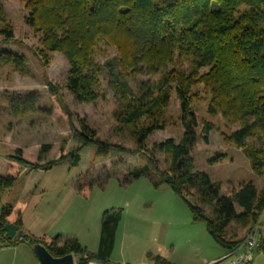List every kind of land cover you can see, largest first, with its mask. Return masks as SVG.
<instances>
[{"label":"trees","instance_id":"obj_1","mask_svg":"<svg viewBox=\"0 0 264 264\" xmlns=\"http://www.w3.org/2000/svg\"><path fill=\"white\" fill-rule=\"evenodd\" d=\"M26 9L30 15L25 24L42 36L36 56L48 67L51 55H64L70 67L67 90L77 102L94 104L99 98L100 77L108 73L120 103L116 119L132 128L138 152H147L149 137L165 129V111L176 94L185 132L179 143L168 139L156 147L169 155L166 170H159L149 159L159 174V179L153 181L154 187L167 185L185 203L193 222L203 223L210 238L227 256L241 247L246 237L256 232L264 214V189L259 192L248 182L223 196L219 184L194 170L190 155L197 141L198 123L189 94L194 86L204 87L210 96L209 113L222 114L229 125L238 126L230 136H224L225 142L241 149L253 171L264 175V146L254 147L247 141L259 132L264 136V0H29ZM1 23L4 25L0 35L5 42L13 41V29L5 24L0 11ZM101 45L117 52L114 59L103 65L95 61ZM6 57L18 67L22 64L20 59ZM184 63L190 65L189 73L178 70L177 66ZM138 74L159 75L160 80L153 87H146L140 96L129 83V78ZM50 90L57 93L51 85ZM27 108V102L18 101L13 111L24 113ZM65 110L71 120L68 108ZM83 128L84 131L76 130L83 147L75 153L40 165L26 161L18 150L10 160L33 171L50 170L69 157L73 167L79 166L84 147L96 146L99 153L111 149L105 143L93 141V134L88 136L87 127ZM203 130L207 134L211 126L206 125ZM204 139L208 140L206 136ZM49 150L50 146L43 147V152ZM223 157L218 155L215 160ZM150 170V166L134 170L129 181L149 176ZM16 180L12 175H0V203ZM13 209L7 205L0 210L1 241L10 245L17 242L16 238L9 240L5 230L7 224H13L19 228V242H26L30 248L40 244L56 258L73 255L75 264H110L123 218L121 209L103 214L96 253L76 239L62 240L59 236L46 241L24 235L22 219L10 221ZM233 225L245 235L231 231ZM257 240V251L264 254V240L261 236ZM157 263L167 264L159 259Z\"/></svg>","mask_w":264,"mask_h":264},{"label":"rangeland","instance_id":"obj_2","mask_svg":"<svg viewBox=\"0 0 264 264\" xmlns=\"http://www.w3.org/2000/svg\"><path fill=\"white\" fill-rule=\"evenodd\" d=\"M28 1L0 0L5 24L14 33V40L9 43L0 35V175L17 177L13 188L3 194L0 210L11 205L21 213L26 221L25 228L32 232L30 234L39 232L41 227L52 239L60 236L64 240L66 238L60 234L69 232L70 219L75 221L71 227L76 232L82 222H92L108 211L121 209L123 216L129 215L131 220L140 212L152 216L160 209V215L169 223L170 233L177 238V257H182L186 260L184 262L202 263L206 252L215 259L227 254L208 236L203 223L192 221L185 203L167 185L159 189L154 187L153 181L159 179V174L149 159L152 158L159 170H166L170 165L169 155L156 147L168 139L179 143L185 132L176 94L165 111V129L149 137L147 152H138L132 128L123 126L116 119L120 103L107 72L100 77L98 100L91 105L79 103L67 90L70 67L64 55H51L48 67L36 56L35 50L40 46L42 36L25 24V18L30 15L26 9ZM2 25L4 23L0 27ZM6 55L20 59L22 64L18 67L7 60ZM116 56L115 49L101 45L100 51L95 54V61L103 65ZM177 68L183 73L191 71L186 63ZM159 80V75L138 74L131 76L129 83L138 95L143 96L145 88L153 87ZM50 85L56 89V94L51 92ZM189 96L192 97L191 109L198 123L197 141L190 155L194 170L219 184L223 196L232 194L239 190L241 184L248 182H252L259 192L264 189V175L256 174L244 152L224 140V136H230L238 126L229 125L222 114L209 113L210 96L203 86L192 87ZM18 101L27 102L28 111L22 113L19 110L16 114L13 107ZM66 108L73 117L71 120ZM206 125H210L211 130L204 134ZM84 126L88 129L86 134L95 137L93 141L105 143L111 149L99 153L96 146L84 147L79 166L73 167L69 157L50 170L33 171L10 160V156L18 150L22 151L26 161L40 165L75 153L83 147L76 130L84 131ZM205 136L208 140L204 139ZM262 136L263 133L259 132L247 141L254 147H262ZM46 146H50V150L43 152ZM218 155L224 157L215 160ZM1 163L5 164L2 166ZM148 166L151 169L149 176L129 181L134 170ZM204 208L209 211L208 207ZM12 217L15 218L11 220ZM19 217V213H13L10 221ZM231 231L239 236L245 235L236 225ZM256 232V238L261 236L264 240V214ZM203 233L208 244L201 239ZM15 238L17 242L13 245L0 240L1 264H39L33 249L26 242H19V233ZM254 256L252 264H264L262 252L256 251Z\"/></svg>","mask_w":264,"mask_h":264},{"label":"crops","instance_id":"obj_3","mask_svg":"<svg viewBox=\"0 0 264 264\" xmlns=\"http://www.w3.org/2000/svg\"><path fill=\"white\" fill-rule=\"evenodd\" d=\"M5 163H1L3 166ZM15 164V163H14ZM75 190V188H72ZM22 219L23 226L21 231L23 234L31 235V237L37 239H44L46 241L52 240V236H49L43 230L39 229V232L30 234L26 227V221ZM139 213V212H138ZM161 210L158 209V213H152V216L146 215L145 212H140L130 220L129 215L124 214L122 222L117 230L114 249L110 258V264H159L158 259L166 262L167 264H188L184 262L182 257H177V238L174 233L169 231V223L162 217ZM12 217L11 220H13ZM70 225L73 226L75 221H71ZM94 221L83 223L75 232V228L69 226V232H63L60 234L65 238L76 239L81 245H83L88 251L96 253L99 250L100 245V232L102 217L93 219ZM193 221V220H192ZM205 232L206 228H205ZM206 235L203 233L201 236L202 241L208 244L206 241ZM209 236V235H208ZM209 252V251H208ZM228 254L215 259L211 254L204 253L203 261L199 264H217L223 257H227ZM75 259V258H74ZM76 262V259H75ZM1 264V256H0ZM34 264H38L37 262ZM90 264H101L98 262H92ZM195 264V263H193ZM197 264V263H196Z\"/></svg>","mask_w":264,"mask_h":264},{"label":"built area","instance_id":"obj_4","mask_svg":"<svg viewBox=\"0 0 264 264\" xmlns=\"http://www.w3.org/2000/svg\"><path fill=\"white\" fill-rule=\"evenodd\" d=\"M255 233L256 232L249 234L241 247L217 264H221L225 261H230L228 264H252L254 262L255 252L260 246Z\"/></svg>","mask_w":264,"mask_h":264},{"label":"water","instance_id":"obj_5","mask_svg":"<svg viewBox=\"0 0 264 264\" xmlns=\"http://www.w3.org/2000/svg\"><path fill=\"white\" fill-rule=\"evenodd\" d=\"M5 230L8 234L9 240H14L19 231V228L13 224H7ZM32 249L38 259L39 264H75L73 255L56 258L52 254H50L44 246L40 244L34 245Z\"/></svg>","mask_w":264,"mask_h":264}]
</instances>
